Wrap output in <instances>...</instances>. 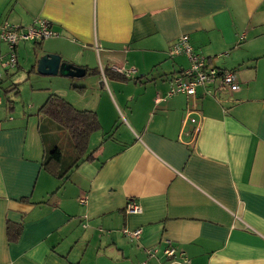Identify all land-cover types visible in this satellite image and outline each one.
<instances>
[{
  "label": "crops",
  "instance_id": "0c3cea01",
  "mask_svg": "<svg viewBox=\"0 0 264 264\" xmlns=\"http://www.w3.org/2000/svg\"><path fill=\"white\" fill-rule=\"evenodd\" d=\"M39 18L58 36L19 42L0 68V264H167L168 245L182 264H264V0H0V24ZM181 36L239 88L168 95L190 64L172 53ZM45 53L87 72L28 74ZM21 80L35 93L19 103L3 90ZM49 94L68 125L39 111Z\"/></svg>",
  "mask_w": 264,
  "mask_h": 264
},
{
  "label": "built area",
  "instance_id": "2783aa9c",
  "mask_svg": "<svg viewBox=\"0 0 264 264\" xmlns=\"http://www.w3.org/2000/svg\"><path fill=\"white\" fill-rule=\"evenodd\" d=\"M58 33L52 28L51 23L44 19H34L28 26H18L3 21L0 24V40L8 45V53L4 57H0V68L10 69L16 66L17 57L15 53V47L19 42H41L48 38L57 37ZM172 53L180 54L185 53L190 64L187 68L182 69L179 73L173 75L170 79V89L168 95L175 93H183L188 97H196L197 87H203L206 94H213L211 87H215L220 90H228L234 92L239 88V84L236 79V74L232 70H220L216 67L209 65L208 60L200 55L193 53L187 36H181L172 45ZM117 71H122L120 68H115ZM134 69L127 70L126 74L133 72ZM0 72V82H1ZM1 102V96H0ZM158 102V99L157 101ZM192 111H187L186 117L183 120V125H186L187 121L194 124L192 129V139L194 135L198 133L199 126L198 120L190 114ZM139 205L131 201L128 203L126 211L128 213H136L139 211ZM131 238H137L140 234V229L134 231H124ZM156 252L155 248L149 249L148 254L152 255ZM163 254L169 262L167 264H182L187 262V259L182 252H177L176 249L168 245Z\"/></svg>",
  "mask_w": 264,
  "mask_h": 264
},
{
  "label": "trees",
  "instance_id": "16d2710c",
  "mask_svg": "<svg viewBox=\"0 0 264 264\" xmlns=\"http://www.w3.org/2000/svg\"><path fill=\"white\" fill-rule=\"evenodd\" d=\"M39 43V42H34ZM87 72V69H85ZM32 72L35 71V66H33ZM91 75H96L98 71L95 69L88 70ZM31 72H29L30 74ZM111 74V73H110ZM116 74V73H114ZM19 83H16L14 85L8 86L3 90V93L7 95L8 93L15 91V94L19 93ZM76 89L78 87H75ZM40 112L56 119L59 121L62 125H68L71 120V115L73 108L71 104L65 100L64 98L56 95V94H49L45 102L42 104V106L39 109ZM87 140L85 137H82L77 142V148L78 151H81L86 144ZM61 154L58 149L52 150L47 158L45 159L43 166L45 169H47L50 172H53L52 170L55 169L56 165L58 164L60 160ZM90 158V157H89ZM21 231L20 225H15L10 222L6 225V234L9 241H16Z\"/></svg>",
  "mask_w": 264,
  "mask_h": 264
},
{
  "label": "water",
  "instance_id": "95a60500",
  "mask_svg": "<svg viewBox=\"0 0 264 264\" xmlns=\"http://www.w3.org/2000/svg\"><path fill=\"white\" fill-rule=\"evenodd\" d=\"M33 66H35L34 72L39 75L59 74L79 78L86 74L84 68L62 61L60 55L57 53H45L37 57L34 64L30 66L28 74L32 72Z\"/></svg>",
  "mask_w": 264,
  "mask_h": 264
},
{
  "label": "rangeland",
  "instance_id": "374dc122",
  "mask_svg": "<svg viewBox=\"0 0 264 264\" xmlns=\"http://www.w3.org/2000/svg\"><path fill=\"white\" fill-rule=\"evenodd\" d=\"M22 81V80H21ZM26 86V85H29V82L28 81H22V82H20V93H18V94H16L15 96H16V98L18 99V101L17 102H19L20 103V101L22 100V99H25V98H27L28 97V95H29V93H35V92H31V91H29V88H27V89H25L24 88V90L22 91V87L23 86ZM26 91H28V92H26ZM9 94V93H8ZM7 94V95H8ZM30 96V95H29ZM11 97V96H10Z\"/></svg>",
  "mask_w": 264,
  "mask_h": 264
}]
</instances>
